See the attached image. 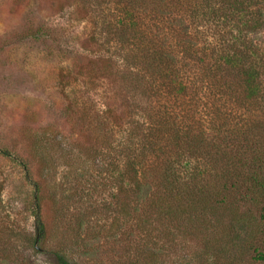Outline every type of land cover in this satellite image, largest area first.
<instances>
[{
  "label": "trees",
  "instance_id": "obj_1",
  "mask_svg": "<svg viewBox=\"0 0 264 264\" xmlns=\"http://www.w3.org/2000/svg\"><path fill=\"white\" fill-rule=\"evenodd\" d=\"M82 2L56 76L76 140L63 181L38 138L35 179L0 149L31 219L0 185V264H97L98 242L108 264L264 263V0Z\"/></svg>",
  "mask_w": 264,
  "mask_h": 264
},
{
  "label": "rangeland",
  "instance_id": "obj_2",
  "mask_svg": "<svg viewBox=\"0 0 264 264\" xmlns=\"http://www.w3.org/2000/svg\"><path fill=\"white\" fill-rule=\"evenodd\" d=\"M85 5L82 0H0V149L17 157L32 179L36 176L31 152L35 137L39 139V147L49 154L50 162L57 164L59 181H63L58 173L63 165L59 147L62 149L64 144L76 140V133H70L63 115L66 102L57 87L56 76L66 64V56L80 51L86 30L85 22L76 19V12L77 7L85 9ZM37 28L39 41L32 39ZM54 135L56 141L51 142L50 136ZM51 143L55 146L52 150ZM57 143H61L59 147ZM22 176L15 163L0 157L3 200L22 210L10 217L19 230H28L31 219L22 197ZM16 240L22 242V238ZM98 244L102 251L96 262L108 264L109 243Z\"/></svg>",
  "mask_w": 264,
  "mask_h": 264
}]
</instances>
